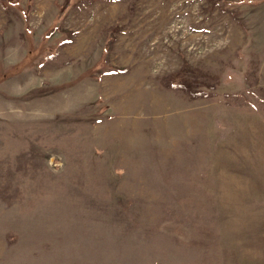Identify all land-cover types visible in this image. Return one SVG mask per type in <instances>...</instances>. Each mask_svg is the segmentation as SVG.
Instances as JSON below:
<instances>
[{
  "label": "rangeland",
  "instance_id": "rangeland-1",
  "mask_svg": "<svg viewBox=\"0 0 264 264\" xmlns=\"http://www.w3.org/2000/svg\"><path fill=\"white\" fill-rule=\"evenodd\" d=\"M0 264H264V0H0Z\"/></svg>",
  "mask_w": 264,
  "mask_h": 264
}]
</instances>
